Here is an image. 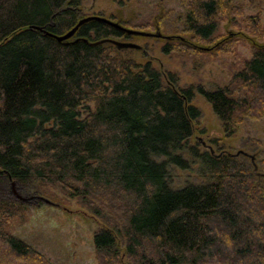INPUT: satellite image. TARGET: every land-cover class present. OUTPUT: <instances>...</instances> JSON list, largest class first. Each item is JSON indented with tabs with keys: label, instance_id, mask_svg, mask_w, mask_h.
<instances>
[{
	"label": "trees",
	"instance_id": "1",
	"mask_svg": "<svg viewBox=\"0 0 264 264\" xmlns=\"http://www.w3.org/2000/svg\"><path fill=\"white\" fill-rule=\"evenodd\" d=\"M229 1L180 0L186 41L168 35L163 53L202 52L196 43L217 40ZM83 3L0 0V182L58 190L96 216L97 264H264V154L257 164L256 155L222 151L216 138L204 147L191 140L202 116L197 92L226 137L264 119V43L225 85H182L151 61L96 43L132 37L101 19L68 39L49 34L88 16ZM252 24L264 30L258 18ZM171 167L200 180L176 187ZM28 213L0 195V264H53L9 230Z\"/></svg>",
	"mask_w": 264,
	"mask_h": 264
},
{
	"label": "rangeland",
	"instance_id": "2",
	"mask_svg": "<svg viewBox=\"0 0 264 264\" xmlns=\"http://www.w3.org/2000/svg\"><path fill=\"white\" fill-rule=\"evenodd\" d=\"M229 3L232 7L221 15L217 40L196 43L202 52L179 49L165 54L161 46L168 39L140 35L121 39L140 46L124 48L123 52L137 62L151 61L164 74H176L182 85H200L205 89L223 86L244 59L251 56L253 45L264 43V30H256L253 27L256 24H252L258 18L261 27H264V0H230ZM235 6L241 12L237 16H234L237 14L233 9ZM83 9L86 15H99L128 28L175 35L173 40L170 39L174 43L175 39L186 41L180 0H84ZM145 22L152 25H142ZM247 24L250 28H247ZM226 38L233 40L230 50L217 53V47ZM193 103L200 107L202 116L196 123L192 142L204 147L211 145L210 140L216 138L222 151L235 153L242 149L256 155L259 164L264 154V119L247 120L239 125L236 135L226 137L211 105L200 93L195 94ZM202 129L205 131L201 132ZM212 147L217 153L220 151L216 145L212 144ZM170 173L171 182L176 187L200 180L191 170L171 167ZM0 195L27 204L29 213L26 220L13 222L9 230L53 264H97L93 236L101 222L75 199L64 196L58 190L49 193L35 190L25 192L18 183L12 184L8 180L0 182Z\"/></svg>",
	"mask_w": 264,
	"mask_h": 264
},
{
	"label": "water",
	"instance_id": "3",
	"mask_svg": "<svg viewBox=\"0 0 264 264\" xmlns=\"http://www.w3.org/2000/svg\"><path fill=\"white\" fill-rule=\"evenodd\" d=\"M90 19H101L103 21H106L118 28H120L121 30L131 34V35H140V36H145V37H153V36H156V37H163V38H169L170 36L168 35H163L159 32H149V31H143V30H136V29H132V28H128V27H125L121 24H119L118 22H115L111 19H108V18H105V17H102V16H99V15H88L82 19H80L71 29H69L67 32H65L64 34H61V35H56V34H52V33H49L51 35H53L54 37H56L58 40H64V39H68L70 37H72L75 32L77 31V29L79 28V26L90 20ZM38 29L42 30V31H45L44 28L42 27H37ZM47 32V31H46ZM105 41H110L112 43H114L118 48H127V47H136V48H139L140 46L138 44H135L133 42H130V41H119V40H115V39H101L99 41H97L96 43H100V42H105ZM244 154V155H247L251 158V160L253 161L254 160V157L255 155L254 154H250L244 150H238L237 152L234 153V155H237V154ZM257 169V166L256 164L254 163V170L256 171ZM14 182H12L13 184ZM39 198H42L41 196H39ZM44 201L46 202H49L47 199L43 198Z\"/></svg>",
	"mask_w": 264,
	"mask_h": 264
},
{
	"label": "bare ground",
	"instance_id": "4",
	"mask_svg": "<svg viewBox=\"0 0 264 264\" xmlns=\"http://www.w3.org/2000/svg\"><path fill=\"white\" fill-rule=\"evenodd\" d=\"M24 196V195H23Z\"/></svg>",
	"mask_w": 264,
	"mask_h": 264
}]
</instances>
